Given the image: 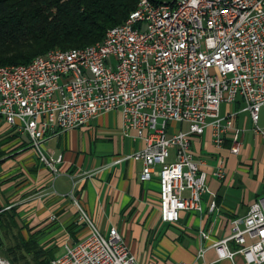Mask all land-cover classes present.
I'll use <instances>...</instances> for the list:
<instances>
[{
    "label": "built area",
    "instance_id": "1",
    "mask_svg": "<svg viewBox=\"0 0 264 264\" xmlns=\"http://www.w3.org/2000/svg\"><path fill=\"white\" fill-rule=\"evenodd\" d=\"M237 98L264 138L257 125L264 106V0H148L129 23L106 33L105 45L76 54L49 51L28 64L0 68V118L25 133L52 170L41 148L46 134L118 111L122 135L142 144L127 158L141 162L142 181L157 178L165 223L177 222L183 211H202L206 174L190 149L192 137L209 127L219 145L230 133V153H239L232 115H220V105ZM171 122L185 123L187 130L172 132ZM77 207L87 232L63 244L50 264H138L115 228L102 234ZM230 241L238 250L229 248ZM211 247L219 260L239 253L245 264H264V196Z\"/></svg>",
    "mask_w": 264,
    "mask_h": 264
},
{
    "label": "crops",
    "instance_id": "2",
    "mask_svg": "<svg viewBox=\"0 0 264 264\" xmlns=\"http://www.w3.org/2000/svg\"><path fill=\"white\" fill-rule=\"evenodd\" d=\"M244 106L237 98L220 110L221 116L232 115L239 130L238 154L230 153V133L219 145L209 127L192 137L190 149L206 174L207 191L201 195L202 211H183L175 223L159 218L157 178L142 181L141 162L127 158L142 144L122 135L118 111L46 134L41 148L53 170L40 161L25 133L0 118V208L31 229L20 230L24 238L37 232L44 251L58 246L54 258L63 244L78 242L87 232L78 204L102 234L115 228L138 264H245L239 253L219 260L211 247L230 234L232 220L264 196V138L253 131ZM257 125L264 127V106ZM228 246L239 248L233 241Z\"/></svg>",
    "mask_w": 264,
    "mask_h": 264
},
{
    "label": "trees",
    "instance_id": "3",
    "mask_svg": "<svg viewBox=\"0 0 264 264\" xmlns=\"http://www.w3.org/2000/svg\"><path fill=\"white\" fill-rule=\"evenodd\" d=\"M140 1L0 0V66L25 65L51 50L83 48L99 42L109 28L124 21ZM1 209L0 230L9 227L18 235L22 229L30 231L23 222L19 224L13 212ZM33 233H36L33 239L37 238V232ZM20 236L19 243L26 248V254L34 255L33 264H50L53 250L37 253L34 251L37 239L31 241L29 236ZM19 248L16 244L4 249L10 263H16L13 250Z\"/></svg>",
    "mask_w": 264,
    "mask_h": 264
},
{
    "label": "rangeland",
    "instance_id": "4",
    "mask_svg": "<svg viewBox=\"0 0 264 264\" xmlns=\"http://www.w3.org/2000/svg\"><path fill=\"white\" fill-rule=\"evenodd\" d=\"M226 106H227L226 103L221 104V106H220L221 113L225 112ZM169 128L171 129L172 132H178L179 130H186V124H184V123L180 124V123H177V122H171L169 124ZM171 161H172V159H171ZM30 231H31V229H30ZM16 232H17L16 230H13L12 228H9V227H7V229L4 228V229L0 230V242H1V246H0V264H12L9 261L10 256H6L5 255V250H6L5 248H7L9 246H15L16 244L20 248L17 251L13 250V252H15L16 257H17V260H16L15 264H25V262L33 264L34 263V261H33V256L34 255L33 254L32 255H27L26 254V251H27L26 248H24V246L21 247V245L19 243V241H20V239L22 237L20 235H18V233H16ZM25 232H27L26 229H25ZM30 234L31 235L29 236V234H28V236L31 237V239H30L31 241L37 239V238L33 239V237L36 235V233H30ZM38 243L39 244H37V240H36V244L34 245V248H35L34 251L37 252V253H41V251L43 250L42 247L40 246L41 241H39ZM24 249H25V251H23ZM56 249L58 250V246H56ZM56 249L52 248L51 251L53 250L54 253H55ZM38 250H40V251H38Z\"/></svg>",
    "mask_w": 264,
    "mask_h": 264
},
{
    "label": "bare ground",
    "instance_id": "5",
    "mask_svg": "<svg viewBox=\"0 0 264 264\" xmlns=\"http://www.w3.org/2000/svg\"><path fill=\"white\" fill-rule=\"evenodd\" d=\"M148 0H141L137 6L135 7L134 10H132L128 16L126 17V19L122 22V23H129V21L131 20V18L140 10V8L147 3ZM118 28V25L113 26L111 28H109L106 32L105 35L103 37L102 40H100L99 42H96L94 44L85 46L83 48H71V49H67V50H60V49H56V50H51V53H56V54H76V53H85L88 52L90 49H94L97 46H102L105 45L106 43V33L107 32H114L116 29ZM32 61V60H31ZM17 66H22L20 65H10V67H17ZM9 65L7 66H0V68H8Z\"/></svg>",
    "mask_w": 264,
    "mask_h": 264
}]
</instances>
